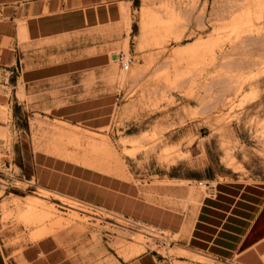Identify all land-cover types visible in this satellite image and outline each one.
I'll return each instance as SVG.
<instances>
[{
	"label": "rangeland",
	"instance_id": "obj_1",
	"mask_svg": "<svg viewBox=\"0 0 264 264\" xmlns=\"http://www.w3.org/2000/svg\"><path fill=\"white\" fill-rule=\"evenodd\" d=\"M91 35L124 39L113 50L84 42L76 57L73 43L59 44L53 52L66 51L77 69L27 88L11 75L0 90L4 249L16 257L51 235L83 264L139 253L160 264H229L187 251L157 225L47 190L28 165L43 150L140 187L162 185L167 204L184 209L218 181L264 185V0H141L131 19ZM112 51L131 57L127 70ZM103 94L115 97L108 126L60 117Z\"/></svg>",
	"mask_w": 264,
	"mask_h": 264
},
{
	"label": "crops",
	"instance_id": "obj_2",
	"mask_svg": "<svg viewBox=\"0 0 264 264\" xmlns=\"http://www.w3.org/2000/svg\"><path fill=\"white\" fill-rule=\"evenodd\" d=\"M140 1L0 0V90L11 75L23 78L27 88L77 69L66 51L53 52L59 44L73 43L74 57L84 42H101L104 49L113 50L115 41L124 37H93L92 31H109L131 19ZM110 55L115 57L113 51ZM114 99L113 94H103L76 100L60 117L71 125L102 129L110 123ZM3 103L0 98V107ZM33 153L29 171L47 190L157 225L172 232L176 244L189 252L229 264H264V185L218 181L199 191L193 207L174 208L167 204L162 185L140 187L43 150ZM157 257L139 253L117 260L160 264L163 260ZM0 264L83 263L58 239L46 235L24 245L16 257L0 240Z\"/></svg>",
	"mask_w": 264,
	"mask_h": 264
},
{
	"label": "built area",
	"instance_id": "obj_3",
	"mask_svg": "<svg viewBox=\"0 0 264 264\" xmlns=\"http://www.w3.org/2000/svg\"><path fill=\"white\" fill-rule=\"evenodd\" d=\"M115 57H116V60H118L121 63L123 70H127L129 68V65L132 60L131 57H127L123 52L117 53Z\"/></svg>",
	"mask_w": 264,
	"mask_h": 264
},
{
	"label": "bare ground",
	"instance_id": "obj_4",
	"mask_svg": "<svg viewBox=\"0 0 264 264\" xmlns=\"http://www.w3.org/2000/svg\"><path fill=\"white\" fill-rule=\"evenodd\" d=\"M39 125H40V124H39ZM40 127H41V126H40ZM40 127H39V128H40ZM53 127H54V126H53ZM55 127H56V126H55ZM56 129H57V127H56ZM56 131H57V130H56ZM61 132H62V130H61ZM55 134H57V133H55ZM61 134H63V133H61ZM61 134H60V135H61ZM68 135H69V133H68ZM68 138H69V137H68ZM71 139H72V138H71ZM82 139H83V138H81L80 140H82ZM89 139H90V138H89ZM76 140H78V139H76ZM87 142H88V141H87ZM79 144H80V143H79ZM97 146H98V145H97ZM100 147H101V146H100ZM93 148H94V147H93ZM105 148H106V147H105ZM103 149H104V148H103ZM103 149H102V150H103ZM108 149H109V148H108ZM92 150H94V149H92ZM105 150H106V149H105ZM100 151H101V149H100ZM111 152H112V151H111ZM99 153H100V152H99ZM100 155H101V154H100ZM107 159H108V156H107ZM114 160H115V159H114ZM109 161H110V160H109ZM44 195H45V194H44ZM38 197H39V198H44L45 196H43V194H42V195H38ZM45 198H46V197H45ZM46 199H47V198H46ZM37 200H38V199H37ZM40 201H41V200H40ZM62 207H63V206H62ZM64 207H65V206H64ZM37 213H38V212H37ZM38 214L40 215V213H38ZM34 216H36V214H35ZM37 216H38V215H37ZM37 216H36V217H37ZM39 217H40V218L37 217L38 219H36V220L41 219V215H40ZM42 217H43V216H42ZM34 218H35V217H34ZM42 219H43V218H42ZM42 219L39 220V223L42 222ZM43 220H44V219H43ZM40 221H41V222H40ZM36 222H37V221H36ZM37 223H38V222H37ZM42 223H43V222H42ZM60 227H61V226H60Z\"/></svg>",
	"mask_w": 264,
	"mask_h": 264
},
{
	"label": "water",
	"instance_id": "obj_5",
	"mask_svg": "<svg viewBox=\"0 0 264 264\" xmlns=\"http://www.w3.org/2000/svg\"><path fill=\"white\" fill-rule=\"evenodd\" d=\"M113 58H115V57H113Z\"/></svg>",
	"mask_w": 264,
	"mask_h": 264
}]
</instances>
